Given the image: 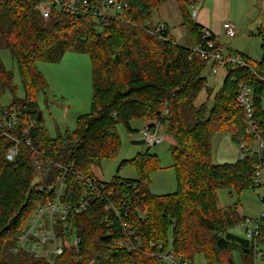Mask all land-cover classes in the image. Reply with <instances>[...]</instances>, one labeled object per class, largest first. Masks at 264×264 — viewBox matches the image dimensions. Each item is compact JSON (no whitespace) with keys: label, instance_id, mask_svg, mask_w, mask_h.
Returning <instances> with one entry per match:
<instances>
[{"label":"trees","instance_id":"trees-1","mask_svg":"<svg viewBox=\"0 0 264 264\" xmlns=\"http://www.w3.org/2000/svg\"><path fill=\"white\" fill-rule=\"evenodd\" d=\"M38 1L0 0V50H8L16 63L23 97H16L13 71L5 67L1 58L0 86L12 95L6 108L18 111L17 126L25 128L34 121L28 136L41 158L73 163L69 175L72 181L75 175L94 177L91 166L114 157L120 147L117 124L134 133L138 130L132 127L133 120L159 119L164 123V133L173 140L171 154L177 186L171 193L153 195L147 189V179L149 171L157 168L155 160L151 164L149 153H145L126 161L135 165L139 177H115L105 183L115 201L131 198L126 222L136 229L141 247L137 251L117 249L112 238H120L122 229L118 223L111 228L106 225L103 206L94 203L71 220L81 237L78 251L65 249L49 260L32 258L23 251L15 252L13 246L28 216L53 192L38 190L41 182L28 147L20 145L15 159H6L12 141L0 132V264H161L147 245L162 241L167 248L171 238L175 254L191 264L196 263L198 255L205 264H235L234 251L252 264L249 253H244L239 244L224 239L226 230L244 216L239 215L235 205L219 207L217 191L227 188L239 193L254 188V165L260 158L247 154L233 162L215 163L212 145L217 133L228 134L237 147L248 139L243 111L234 99L239 81L253 87L255 117L264 134V81L246 68H227L216 91L207 86L202 74L207 64L204 58L191 47L177 43L168 29L164 38H158L145 28V22L167 0H127L130 9L125 18L130 21L111 20L106 26L94 17L67 10L44 19L33 9ZM177 2L181 25L188 29L195 44L200 43L203 26L192 18L190 0ZM258 35L261 59L252 63L242 56L260 72L264 71L263 28ZM212 39L215 40L213 35ZM68 52L89 56L90 107L77 117L73 131L50 137L42 117L37 119L38 93L45 92L49 85L36 64L57 63ZM203 90L205 100L197 104ZM13 133L19 136L18 130ZM81 190L75 186L70 191ZM137 210L145 216L141 217ZM14 216L13 224L3 230ZM259 229L264 242V218Z\"/></svg>","mask_w":264,"mask_h":264},{"label":"built area","instance_id":"built-area-1","mask_svg":"<svg viewBox=\"0 0 264 264\" xmlns=\"http://www.w3.org/2000/svg\"><path fill=\"white\" fill-rule=\"evenodd\" d=\"M202 3L203 0H190V13L195 21ZM33 9L38 11L44 19L49 18L54 12L67 10L80 16L94 17L102 26L108 25L111 20L130 21L125 18V13L130 9L127 0H39ZM145 28L158 38H164L167 22L161 18H152L145 22ZM223 28L228 36H234L237 33L236 27L229 21L223 23ZM192 50L210 64L212 74H216L219 68L226 70L227 68H246L259 80L264 81V71L253 70L242 54L224 51L216 45L211 32L205 27L200 29V43L195 44ZM234 99L243 111L244 132L248 136V139L238 146L237 158L242 159L247 154L259 156V161L254 165L252 180L255 187H260L264 170V134L255 117L253 87L239 81ZM166 112L165 110L164 114ZM18 116L15 108L0 110V132L12 141V145L6 152V159L13 161L20 145L28 147L35 157L34 165L38 171V181L41 182L38 190L46 189L53 192V196L46 203L37 205L28 216L17 236L13 250L23 251L32 258L46 260L61 255L65 249L78 251L81 237L71 220L75 215L96 203L103 206L106 213L104 217L106 225L111 228L118 223L122 229L123 235L120 238H112L113 245L121 252L137 251L141 247V240L136 229L128 226L126 222L132 207L131 198L115 201L114 195L107 189V184L95 177L75 175L74 181L70 180L73 163L42 159L40 152L34 148L28 136L34 121L25 128H19ZM14 130L19 131V136L13 133ZM163 130L164 123L156 119L148 122L139 133L145 144L152 146L163 141ZM75 186L81 187L80 193L70 191ZM261 202V210L255 218L244 216L237 225L226 230L236 234L241 232V235H238L248 239V253L254 264L257 261L264 263V242L261 240L259 229L260 220L264 218V194ZM140 215L144 217L145 213ZM109 235L113 236L112 232H109ZM171 242L172 238L168 247L164 248L162 241H150L147 249L152 250L150 252L152 255L160 258L161 264H191L187 259L175 254Z\"/></svg>","mask_w":264,"mask_h":264},{"label":"rangeland","instance_id":"rangeland-1","mask_svg":"<svg viewBox=\"0 0 264 264\" xmlns=\"http://www.w3.org/2000/svg\"><path fill=\"white\" fill-rule=\"evenodd\" d=\"M206 6L209 8L210 20L212 21L214 5L206 0ZM188 9L191 10L190 7ZM219 15L222 17L214 25L219 41L229 49L247 53L252 63L259 61L262 50L258 28L264 29V0H227ZM227 16L236 26L237 33L234 36L225 34L222 27V18ZM160 18L167 21V29L175 37L177 43L184 46L193 45L190 32L181 25L177 0H167L154 11L153 19ZM0 58L5 67L13 71L16 97H23L18 69L9 51L6 49L0 50ZM36 65L49 85L45 92L38 93L37 96L42 125L46 134L55 137L66 131H73L77 117L88 112L90 107L91 64L89 56L85 53L68 52L57 63L39 61ZM219 69L222 71L221 75L227 73L226 69ZM202 74L207 79V86L212 87L214 91L221 86V79L217 73H211L210 64L204 67ZM205 93V90L200 92L196 99L197 104L205 100ZM11 102L12 95L10 91L0 86V110L5 109ZM211 102L212 98H210L209 104ZM262 103L264 108V96ZM131 124L138 127L140 121L133 120ZM115 130L120 139V147L116 155L102 160L99 164L92 165L91 174L104 182H111L115 177L137 179L139 174L135 165L126 161L149 153L150 162L155 160L157 168L150 170L148 173V191L153 195H163L175 191L177 184L171 154L172 138L167 136L163 130V141L159 144L152 146L134 144L131 140L141 138L138 131L128 133L122 124H117ZM238 151V147L231 142L228 134L217 133L215 135L212 145L213 162H233L238 157ZM123 162L125 163L122 164ZM263 194L264 170L260 187L245 188L239 193L235 190L220 188L217 191L218 205L222 208L235 205L240 216L255 218L261 210ZM237 233L241 235V232ZM233 257L235 264H248L237 251L233 252ZM195 262V264H205L202 255H198ZM252 264H254L253 261ZM255 264L264 263L257 261Z\"/></svg>","mask_w":264,"mask_h":264},{"label":"crops","instance_id":"crops-1","mask_svg":"<svg viewBox=\"0 0 264 264\" xmlns=\"http://www.w3.org/2000/svg\"><path fill=\"white\" fill-rule=\"evenodd\" d=\"M208 1H210V3H212L213 5H214V10H213V17H212V21L210 20V15H209V8H207V6H206V0H203V3H202V6H201V8H200V10H199V13H198V16H197V19H196V21L201 25V26H203V27H205V28H207V29H209V31L211 32V34L215 37V42L223 49V50H225V51H234V52H237V53H240V54H243V55H246L249 59H250V57L248 56V54L247 53H245V52H240V51H237V50H233V49H229L227 46H224V44H222L220 41H219V39H218V35H217V32L215 31V27H214V25H215V22H217V20H219V18H221L222 16H220L219 15V13H221L222 12V7L226 4V1L227 0H208ZM212 1V2H211ZM216 8V9H215ZM223 19V23L225 22V21H229V22H231L234 26H235V24H234V22L232 21V20H230L229 18H228V16L227 17H223L222 18ZM166 21V20H165ZM167 22V21H166ZM223 25V24H222ZM223 27V26H222ZM236 27V26H235ZM261 28H258V31L260 30ZM195 45V42L193 41V45L192 46H189V45H187V47H193ZM262 57V56H261ZM256 62H258V61H256ZM208 64H206V66H207ZM205 66V67H206ZM221 69H218L217 70V74H218V77H220V79H221V85H222V83H223V81H224V79H225V77H226V75H227V73H224V74H222L221 75ZM148 122H151V120H141L140 121V127L138 126V127H136V126H134V125H132V127L133 128H135V129H137L138 130V132L148 123Z\"/></svg>","mask_w":264,"mask_h":264},{"label":"water","instance_id":"water-1","mask_svg":"<svg viewBox=\"0 0 264 264\" xmlns=\"http://www.w3.org/2000/svg\"><path fill=\"white\" fill-rule=\"evenodd\" d=\"M78 16H80V15H78ZM37 119L38 120L41 119V112L39 110L37 111ZM131 142L134 143V144H145V141L142 138L133 139V140H131ZM15 218H16L15 216L12 217L9 220L8 224L3 228V230L6 229V228H9L13 224ZM224 239L227 240V241L235 242V243L239 244L241 246V248H242V251L244 253H248V239L247 238H244V237H242V236H240V235H238L236 233L226 232L224 234Z\"/></svg>","mask_w":264,"mask_h":264}]
</instances>
